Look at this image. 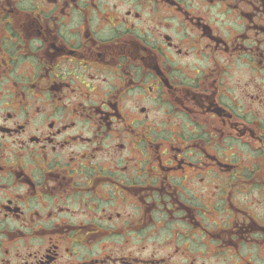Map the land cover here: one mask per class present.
Instances as JSON below:
<instances>
[{
    "label": "flooded vegetation",
    "instance_id": "af4514ba",
    "mask_svg": "<svg viewBox=\"0 0 264 264\" xmlns=\"http://www.w3.org/2000/svg\"><path fill=\"white\" fill-rule=\"evenodd\" d=\"M0 264H264V0H0Z\"/></svg>",
    "mask_w": 264,
    "mask_h": 264
}]
</instances>
